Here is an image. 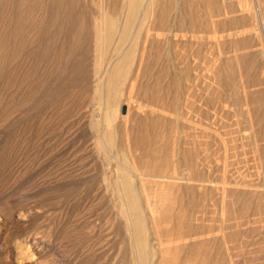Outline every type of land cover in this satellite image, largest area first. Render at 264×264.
<instances>
[{
	"label": "rangeland",
	"instance_id": "obj_1",
	"mask_svg": "<svg viewBox=\"0 0 264 264\" xmlns=\"http://www.w3.org/2000/svg\"><path fill=\"white\" fill-rule=\"evenodd\" d=\"M131 1L0 0V264H264V0Z\"/></svg>",
	"mask_w": 264,
	"mask_h": 264
},
{
	"label": "bare ground",
	"instance_id": "obj_2",
	"mask_svg": "<svg viewBox=\"0 0 264 264\" xmlns=\"http://www.w3.org/2000/svg\"><path fill=\"white\" fill-rule=\"evenodd\" d=\"M142 1H144V0H142ZM142 1H141V3H142ZM149 1V0H148ZM147 1V2H148ZM187 1V0H186ZM138 2V0H132L130 3H131V7H132V9H134V7H135V5H136V3ZM150 2V1H149ZM140 3V4H141ZM148 6H149V4H148ZM141 7H142V4H141ZM144 5H143V10H141V13L143 14L144 13ZM139 10V9H138ZM159 10H160V7H159ZM128 11V10H127ZM138 12V11H137ZM164 13V12H163ZM169 13V12H168ZM185 13V12H184ZM188 14V13H187ZM138 15V14H137ZM164 15V14H163ZM186 15V14H185ZM130 17V16H129ZM168 17V16H167ZM191 17V16H190ZM162 21V20H161ZM161 21H158V22H160L161 23ZM197 21V20H196ZM110 23H112V22H110ZM126 23H127V21H126ZM134 23V22H133ZM112 25V24H111ZM133 25V24H132ZM148 26V25H147ZM162 28H163V26H162ZM147 29H148V27H147ZM147 29H146V31H147ZM112 30V29H111ZM156 31H158V30H156ZM163 31V30H162ZM161 31V32H162ZM112 32V31H111ZM147 32H149V31H147ZM159 32V31H158ZM174 32V31H173ZM196 32V31H195ZM164 33V32H163ZM178 33V32H177ZM108 34H110L109 32H108ZM123 34V33H122ZM135 34V33H134ZM146 34V33H145ZM176 34V33H175ZM184 34V33H183ZM124 35V34H123ZM148 35V34H147ZM131 36V35H130ZM158 36V35H157ZM183 36V35H182ZM181 36V37H182ZM191 36V35H190ZM123 37V36H122ZM184 37V36H183ZM131 41V40H130ZM129 52L130 51H127V52H125V57L122 59V60H120L119 61V63H118V66H120V64L122 65L123 63H124V61L126 60V58L128 57V55H129ZM117 66V67H118ZM131 82V81H130ZM129 97V96H128ZM133 160V159H132ZM134 163V162H133ZM138 172V171H137ZM157 175V174H156ZM139 177V176H138ZM187 178V177H186ZM190 181V180H189ZM200 181V180H199ZM183 183V182H182ZM130 188V187H129ZM188 188V187H187ZM209 188V187H208ZM130 190V189H129ZM132 191V190H131ZM182 191V190H181ZM131 193V192H130ZM138 193V192H137ZM222 193V192H221ZM186 196V195H185ZM130 197V196H129ZM131 199V198H130ZM134 199V198H133ZM132 203V202H131ZM165 214H167L168 215V213L166 212ZM169 216V215H168ZM165 219L166 220H170V218H168L167 216L165 217ZM179 222V221H178ZM210 222V221H209ZM209 224V223H208ZM184 228V227H183ZM197 229V228H196ZM202 230V229H201ZM216 230V229H215ZM190 231V230H189ZM194 231V230H193ZM196 231V230H195ZM195 231H194V234H195ZM207 232V231H206ZM200 233H201V231H200ZM222 233V232H221ZM196 234H198V233H196ZM188 236V235H187ZM200 235H198V237H199ZM185 237V236H184ZM189 237V236H188ZM194 237H197V236H194ZM142 241V240H141ZM144 241V240H143ZM189 244V243H188ZM183 245V244H182ZM144 246H145V244H144ZM143 245H141L140 246V252L142 253V251H143V247H144ZM185 248H186V252H192V251H194V250H196V248H194V244H190V245H186L185 246ZM205 249V248H204ZM164 251H173V252H177V250H178V247H175V248H173V249H167V248H165V249H163ZM207 250V249H206ZM145 251H146V249H145ZM179 252V251H178ZM143 253H144V251H143ZM167 253V252H166ZM170 253H172V252H170ZM194 253V252H193ZM201 254V256L198 258V260H199V262H200V264H207V262H208V259L206 258V253H202V252H200ZM144 255V254H143ZM218 255H216V257H217ZM215 258V257H214ZM217 259V258H216ZM214 260V259H213ZM216 261V260H215Z\"/></svg>",
	"mask_w": 264,
	"mask_h": 264
}]
</instances>
